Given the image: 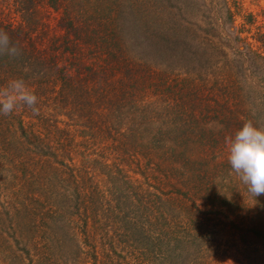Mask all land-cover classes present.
Masks as SVG:
<instances>
[{"label": "trees", "instance_id": "obj_1", "mask_svg": "<svg viewBox=\"0 0 264 264\" xmlns=\"http://www.w3.org/2000/svg\"><path fill=\"white\" fill-rule=\"evenodd\" d=\"M264 14V13H263ZM0 264H264V195L227 139L264 127L244 0H0Z\"/></svg>", "mask_w": 264, "mask_h": 264}, {"label": "clouds", "instance_id": "obj_2", "mask_svg": "<svg viewBox=\"0 0 264 264\" xmlns=\"http://www.w3.org/2000/svg\"><path fill=\"white\" fill-rule=\"evenodd\" d=\"M0 54L17 57L18 45L12 43L10 34L0 29ZM39 98L22 78H15L0 88V114L8 116L18 107L27 106L38 112ZM228 163L240 181L254 197L264 195V127L247 120L227 139Z\"/></svg>", "mask_w": 264, "mask_h": 264}, {"label": "rangeland", "instance_id": "obj_3", "mask_svg": "<svg viewBox=\"0 0 264 264\" xmlns=\"http://www.w3.org/2000/svg\"><path fill=\"white\" fill-rule=\"evenodd\" d=\"M246 7L259 14V19L264 20V0H244Z\"/></svg>", "mask_w": 264, "mask_h": 264}]
</instances>
